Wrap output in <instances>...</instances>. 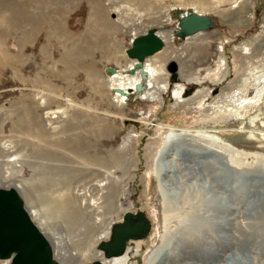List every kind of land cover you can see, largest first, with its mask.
<instances>
[{"label": "rangeland", "instance_id": "obj_1", "mask_svg": "<svg viewBox=\"0 0 264 264\" xmlns=\"http://www.w3.org/2000/svg\"><path fill=\"white\" fill-rule=\"evenodd\" d=\"M187 1L0 0V28L11 29L4 40L20 64L6 65L0 56L5 79H0V187L17 189L60 264L103 259L97 244L108 237L101 236L107 225L109 235L121 219L129 199L130 211L143 210L152 225L147 236L127 242L125 264H144L153 248L152 264H264V149L234 146L205 153L200 145L210 143L199 138L171 144L161 158L173 156L167 172L154 159L164 135L159 122L207 125L242 115L243 124L252 121L248 130L264 136V0H236L229 6L209 0L202 9L173 4ZM191 10L212 17L214 24L177 38L175 22ZM136 27H154L164 35L167 51L148 62L162 70L168 85L153 101L136 94L116 109L105 67L123 65L126 55L116 54ZM205 36L217 45L218 64H212L210 44L206 50L198 44L194 50L184 47L187 40ZM169 60L178 65L175 82L166 69ZM175 84L183 86L184 101L172 95ZM186 89L191 92L184 95ZM19 93L25 109L14 126ZM56 93L77 104L65 107ZM57 108L64 110L48 113ZM142 110L148 115L134 122L135 138L123 140L124 128L133 122L117 113ZM5 113L12 115L5 118ZM39 149L47 155L39 156ZM155 162L158 184L152 175ZM212 194H225L228 210H212L206 204ZM64 199L75 207L74 216L63 207ZM159 236L163 242L158 244ZM237 255L242 258L236 260Z\"/></svg>", "mask_w": 264, "mask_h": 264}, {"label": "bare ground", "instance_id": "obj_2", "mask_svg": "<svg viewBox=\"0 0 264 264\" xmlns=\"http://www.w3.org/2000/svg\"><path fill=\"white\" fill-rule=\"evenodd\" d=\"M187 1V0H186ZM190 1V2H188ZM187 2H175L173 4L175 5H190L192 4L193 6L197 7L198 9H202L204 7L207 6V1L209 0H188ZM216 5H225L227 4L228 6L236 1V0H214ZM210 2V1H209ZM231 2V3H230ZM174 5H170V7H173ZM114 11L115 8H114ZM144 11V10H143ZM140 12V11H138ZM199 13V12H198ZM184 14H186L184 12ZM156 19V18H155ZM154 20V19H153ZM92 21H94L92 19ZM140 26V25H139ZM14 29V28H13ZM15 30V29H14ZM132 33L130 32V41L127 43V47L130 46V44L132 43V40L133 37L138 34V33H141L142 31H144L143 29L140 30V28H133L131 29ZM11 29H8L6 28L5 26L0 28V56L2 58V60L5 62V64L7 65V62H11L10 64H12L13 66L16 65V68H18L20 66V64L17 63V60L11 56V54L8 52V48H7V42H6V39L4 40V36H6V33L7 32H10ZM157 32V31H156ZM162 33V32H161ZM157 34H159L157 32ZM163 34V33H162ZM120 35V34H119ZM164 36V35H162ZM161 36V37H162ZM163 38V41H164V44H163V47L161 48V50H159L158 52L154 53V55H158L160 56L162 54V52L164 53L165 51H167V46H165V40H164V37ZM18 40V39H17ZM16 40V41H17ZM4 41L6 43H4ZM15 41V42H16ZM196 44L200 45V47H202V49L206 50V48L209 46V44L211 46H209L208 48H211L212 50V56H211V61H212V64H218L219 63V59L218 57H216L217 53H218V48H217V45L216 44H213L210 40H208L206 38V36L202 39V40H199V41H193V40H187V42L185 43V48H188L190 45H191V48L192 50L194 49H198L196 46ZM126 44H125V47H121L122 50L120 51V53H117V49H114L113 53H112V56L114 57L115 54L116 55H120L119 57H122V54L124 53L127 57V59H125L124 63L122 66H119L115 68L117 69V72L113 75H107V78H106V81L107 83L109 84V89L112 88L113 86L116 87V88H121L122 90H124L125 92L127 93H130V92H133L134 90V86H136L135 84L140 82V77H139V74L138 72L137 73H128V70L130 68H128L126 71H118V69H122L124 67H127L128 65L129 66H133V64L135 63L136 60H132L130 59L128 56H127V53H126ZM118 48V47H117ZM190 48V47H189ZM209 50V49H208ZM173 51V50H171ZM116 52V53H114ZM208 56V55H207ZM116 57V56H115ZM124 58V57H123ZM152 57H148L146 59H144L143 61V68L146 70L147 72V84L150 85V87L147 89V93H144V99H147V100H155V96H158L161 88L165 89L166 87V79L164 80L163 79V72L162 70L157 67L155 64H149L148 60H151L152 61ZM207 59V58H206ZM116 60V59H115ZM121 61L122 58H121ZM165 61V60H164ZM164 61L161 65L162 69H163V65H164ZM113 63V62H112ZM118 62H116L117 64ZM114 65V64H113ZM18 66V67H17ZM105 65L102 66V68L104 67ZM6 75V74H5ZM135 75V78L132 77ZM6 77V76H5ZM166 77V76H165ZM0 79H4V78H0ZM5 80V79H4ZM27 82V81H26ZM10 83V82H8ZM14 83V82H13ZM12 83V85H13ZM15 83H16V80H15ZM20 85V84H19ZM4 86H6L4 84ZM8 87V86H7ZM27 87V86H25ZM113 87V88H114ZM146 87V86H145ZM9 88V87H8ZM34 88V87H33ZM36 88V87H35ZM1 89V88H0ZM16 89V88H15ZM14 89V90H15ZM145 89V88H144ZM183 86L181 84H175L174 85V88L172 90V95L175 96V98L177 100H180V102L183 100V99H180L181 98V94H182V91H183ZM8 90V89H7ZM38 92L40 93H43V90H39L38 88L36 89ZM108 90V88H107ZM81 91V90H80ZM47 92L50 94V91H46V94ZM55 93V92H52V94ZM8 94V93H7ZM58 94V93H56ZM58 96L60 97L61 100L64 101L65 103V107L68 106L69 104L71 105H76L77 101H75L74 99H71L69 97H66L62 94H58ZM118 96H122L121 94H118ZM23 97V96H22ZM16 98H17V102H16V106L14 108V111L13 113H15V116L13 115V118L15 119V121L17 122L16 124L14 123L13 121V125L14 126H17L19 124V121L21 119V117L23 116V110L25 109L23 107V105H21V95L20 93L16 95ZM109 99L111 101L112 104H114L117 108L116 109H122V106H121V103L124 99V97L122 96L121 97V101L119 99H117V96L116 95H113V96H109ZM241 104V106H243L245 104V100L244 98H239L238 99ZM184 101V100H183ZM83 106V105H82ZM86 106V105H85ZM88 106V105H87ZM63 109H60V108H57V109H54V110H51V111H48V113H53V112H59V111H63ZM98 110V109H97ZM110 111H108L109 113ZM118 112V111H116ZM118 114V118H120L122 121L123 120H128L130 122H133L132 123H129L126 125V128L124 129H127V131L122 135V139L123 140H130V139H134L135 138V132L137 131L136 128H134V122H142L144 121L142 118H145L147 117L148 113L144 110H142L141 112H137V113H134V115H126L125 113H117ZM12 114H7L5 113L4 114V117L5 118H8L9 116H11ZM107 116V115H106ZM127 117H130V118H127ZM127 118V119H126ZM113 119V118H112ZM245 119V116H242L240 115L239 117H236V118H230V117H225L223 119V121H218V122H213V123H208L207 125H180V126H176V125H173V124H167V123H163V122H159V125L158 127L160 128L161 130V134L163 135L162 136V143L159 145V148L157 149L156 151V157L154 158L155 160H159L158 162V165L161 167V169L165 172L171 170L172 166H173V161H172V157L171 158H166V159H161L164 157L165 154L168 153V149L171 148V144L174 143V142H189V140H198L199 138H203V139H206L207 142H209L210 144H205V145H200L202 147V149H204L202 152H205V153H214L216 154L215 152H220V153H223V152H227L229 151L232 147H236V146H241L243 148H246V149H264V145H262V143H264V136L262 135H259V133H253L252 131L248 130V124H251L252 121L250 118L247 119V122H245L244 124L242 123V120ZM251 121V122H250ZM125 123V122H124ZM259 124V123H258ZM262 124V123H261ZM12 125V124H11ZM132 125V126H130ZM259 126V125H258ZM130 127V128H129ZM129 128V129H128ZM250 129V128H249ZM61 132V131H60ZM65 132V131H64ZM233 133V134H232ZM262 136V137H261ZM198 145V144H197ZM80 145L79 146H75L73 148V150L75 148H78L79 149ZM81 147H84V146H81ZM235 149V148H234ZM40 150V149H39ZM38 150V154L39 156L40 155H47V152H45L43 149L39 151ZM77 151V150H76ZM81 152L82 154L84 155L87 151L85 150H82L81 149ZM49 153V152H48ZM246 153H249V152H246ZM190 154V153H189ZM203 154V153H202ZM254 154V153H253ZM62 154H59V156H61ZM170 155V154H169ZM172 155V154H171ZM252 155V154H251ZM41 156V157H42ZM203 156V155H202ZM253 156V155H252ZM86 157L88 158L89 157V154L86 155ZM196 158V157H195ZM203 158V157H202ZM61 160H64V159H61ZM248 161V160H247ZM249 164V163H248ZM252 164V163H251ZM89 165V164H88ZM156 162L154 163V166L152 167V175L153 177L155 178L157 184L159 182V173H158V169L156 168ZM195 165V164H193ZM246 165V164H245ZM250 165V164H249ZM72 166V165H71ZM159 167V168H160ZM71 169V168H70ZM193 169V168H192ZM73 171V169H72ZM226 171V170H225ZM162 176V175H161ZM165 177V176H164ZM2 179V178H1ZM121 180V179H120ZM163 181V184H166L167 183H164L166 182V178L162 179ZM211 181V180H210ZM120 182V181H119ZM102 184V183H101ZM215 187V186H214ZM94 189V186L92 187ZM149 191V190H148ZM171 190L170 192V198H173L174 195L176 194V192H174ZM173 193V194H172ZM149 196V195H148ZM157 199V198H156ZM206 199V198H204ZM227 196L224 194V195H216V194H212V195H208L207 196V202L206 204L207 205H212V207L214 209L212 210H228V204H227ZM151 201V200H150ZM155 202L154 199H152L151 203L152 205H154L153 203ZM92 203V202H91ZM217 203V206L215 208V204ZM62 205L63 207L65 208V210L70 214L69 217L71 216H74L75 213H76V209L75 207L73 206V204L71 202H69L67 199H64V201L62 202ZM131 201L129 199V205H127L125 207V209H123V211L121 212V217H122V214L125 212V210H130L131 209ZM153 207V206H152ZM242 207V206H241ZM29 215L31 216L32 214L28 211ZM162 213V211H161ZM33 216H31L32 218ZM157 217V216H156ZM33 219V218H32ZM240 220V219H239ZM157 222V221H156ZM154 223V222H153ZM110 223L107 225V227L104 229V232L105 234H102L101 236L102 237H107L108 236V227H109ZM167 226V225H166ZM219 228V227H218ZM168 229V227H167ZM161 230V229H160ZM174 230V229H173ZM193 230V229H192ZM230 231V230H229ZM150 232V231H149ZM169 232V231H168ZM149 234V233H148ZM192 235V234H191ZM100 236V237H101ZM101 237V238H102ZM180 237V236H179ZM160 241H162L161 237L159 236L158 238V241L157 243L159 244ZM182 241V240H181ZM163 242V241H162ZM51 243V242H50ZM168 243V242H167ZM206 244V243H205ZM213 246V245H212ZM224 246V245H223ZM232 246V245H231ZM178 248V247H177ZM234 248V247H233ZM99 252V251H98ZM224 252V251H223ZM100 253V252H99ZM157 253L156 249H152L148 255L145 257V260H144V264H152L153 261H154V258H155V254ZM211 253V252H210ZM85 253H82V255H84ZM101 254V253H100ZM103 254V253H102ZM80 256L82 258H86L85 256ZM60 255L57 254V257H59ZM55 257V255H54ZM56 258V257H55ZM61 258H64L62 255H61ZM127 253H124L123 255L121 256H117V257H111L110 259H101L102 262L104 263L106 260L109 261V264L112 263V262H117V263H120V264H125L124 262L126 261L127 259ZM242 257L237 255L236 257V260L237 259H241ZM184 260V259H183ZM220 260V259H219ZM82 259L80 261H78L77 263L75 264H82ZM9 261L7 260H2V264H8ZM210 262V261H209ZM188 263V262H187ZM105 264V263H104Z\"/></svg>", "mask_w": 264, "mask_h": 264}, {"label": "water", "instance_id": "obj_3", "mask_svg": "<svg viewBox=\"0 0 264 264\" xmlns=\"http://www.w3.org/2000/svg\"><path fill=\"white\" fill-rule=\"evenodd\" d=\"M212 17L194 10L186 14L180 13L175 22L177 38H184L194 33L204 31L213 26ZM163 38L157 34L156 28H149L145 33L132 39L130 46L126 48L127 56L136 60L128 73L138 70L141 81L136 84L135 93L145 88L144 81L147 72L143 68V61L147 57L161 50ZM166 69L170 73V80H177L178 65L175 60H169ZM114 66H106V73H114ZM216 88L212 91L216 92ZM121 92V90H118ZM191 90L186 89L184 95ZM126 97L132 96L124 93ZM152 223L143 210L132 212L126 210L120 220L111 225L107 238L97 244V248L103 253V257L121 256L125 253L129 240L142 239L148 235ZM0 259L9 261L8 264H60L54 257L52 245L47 236L33 221L25 208L23 200L14 187H0ZM86 264H104L101 259H94ZM110 264H120L112 262Z\"/></svg>", "mask_w": 264, "mask_h": 264}, {"label": "built area", "instance_id": "obj_4", "mask_svg": "<svg viewBox=\"0 0 264 264\" xmlns=\"http://www.w3.org/2000/svg\"><path fill=\"white\" fill-rule=\"evenodd\" d=\"M148 29H145L144 31H142L141 33H138V34H136L135 36H137V35H139V34H142V33H145L146 31H147ZM160 35V34H159ZM134 36V37H135ZM161 36V35H160ZM133 37V38H134ZM128 68H132V66H127V67H124V68H122V69H118V71H121V72H123V71H126ZM117 72V69H116V71L114 72V73H111V74H109V73H107V74H109V75H113V74H115ZM138 72V70H136L134 73H137ZM138 74H139V72H138ZM132 77H134L135 78V75L134 76H132ZM139 77H140V74H139ZM140 80H141V77H140ZM147 80V79H146ZM146 80L144 81V84L146 85V87H145V89H143L142 91H141V93L139 92L138 94H139V96H140V98L141 97H144V93H147V89L150 87V85L149 84H147V82H146ZM167 82V81H166ZM137 84V83H136ZM135 84V85H136ZM167 85L168 84H166V88H167ZM114 87V86H113ZM112 87V89H111V91H110V93H112L111 95H116L117 96V99H121V97L123 96L124 97V99L125 100H123L122 101V104H125V102H126V100H127V98L128 97H126L125 95H124V93H126V94H129V95H136V94H133V93H135V87L136 86H134V90H133V92H130V93H127V92H125L124 90H122L121 88H116V87H114L113 88ZM165 88V89H166ZM118 90H121V92H119ZM172 92V91H171ZM118 94H121L122 96L120 97V96H118ZM121 101V100H120Z\"/></svg>", "mask_w": 264, "mask_h": 264}, {"label": "crops", "instance_id": "obj_5", "mask_svg": "<svg viewBox=\"0 0 264 264\" xmlns=\"http://www.w3.org/2000/svg\"><path fill=\"white\" fill-rule=\"evenodd\" d=\"M110 65H112V66H114V67H115V65H113V64H110Z\"/></svg>", "mask_w": 264, "mask_h": 264}]
</instances>
